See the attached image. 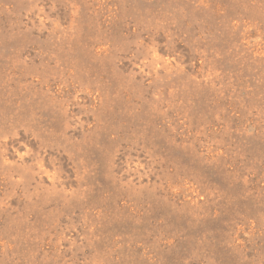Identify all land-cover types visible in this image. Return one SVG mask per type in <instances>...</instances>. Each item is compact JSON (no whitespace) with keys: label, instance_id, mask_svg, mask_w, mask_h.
<instances>
[{"label":"rangeland","instance_id":"rangeland-1","mask_svg":"<svg viewBox=\"0 0 264 264\" xmlns=\"http://www.w3.org/2000/svg\"><path fill=\"white\" fill-rule=\"evenodd\" d=\"M0 264H264V0H0Z\"/></svg>","mask_w":264,"mask_h":264}]
</instances>
